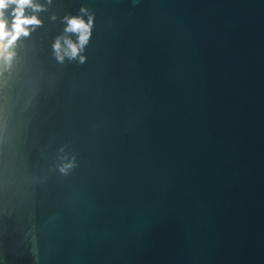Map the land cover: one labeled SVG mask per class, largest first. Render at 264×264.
<instances>
[{"label": "water", "instance_id": "95a60500", "mask_svg": "<svg viewBox=\"0 0 264 264\" xmlns=\"http://www.w3.org/2000/svg\"><path fill=\"white\" fill-rule=\"evenodd\" d=\"M35 3L0 60V264H264V0Z\"/></svg>", "mask_w": 264, "mask_h": 264}, {"label": "clouds", "instance_id": "9594fccd", "mask_svg": "<svg viewBox=\"0 0 264 264\" xmlns=\"http://www.w3.org/2000/svg\"><path fill=\"white\" fill-rule=\"evenodd\" d=\"M10 5H15L11 13L13 16L11 28L8 27L5 10ZM26 8H31L33 11H40L41 5L35 3V0H0V60L10 61L13 53L9 51L11 46L21 37L29 35V27L32 25H39L41 21L36 15H26ZM81 11H86L82 9ZM67 27L65 32L77 34V41L73 42L68 37L57 38L53 45L56 57L63 62L65 57L69 59H76L79 57L83 62L85 57L80 53L83 51L85 45L88 43L91 35L92 19L89 17L86 22L82 17H66ZM63 39V44L61 43ZM72 165H65L61 171H66Z\"/></svg>", "mask_w": 264, "mask_h": 264}]
</instances>
